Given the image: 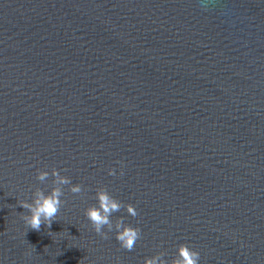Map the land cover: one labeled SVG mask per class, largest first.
Listing matches in <instances>:
<instances>
[{
    "label": "water",
    "instance_id": "1",
    "mask_svg": "<svg viewBox=\"0 0 264 264\" xmlns=\"http://www.w3.org/2000/svg\"><path fill=\"white\" fill-rule=\"evenodd\" d=\"M53 168L82 191L32 229L19 202ZM100 187L135 206L112 214L141 229L132 250L86 217ZM181 243L264 264V0H0V264L170 262Z\"/></svg>",
    "mask_w": 264,
    "mask_h": 264
},
{
    "label": "clouds",
    "instance_id": "2",
    "mask_svg": "<svg viewBox=\"0 0 264 264\" xmlns=\"http://www.w3.org/2000/svg\"><path fill=\"white\" fill-rule=\"evenodd\" d=\"M50 173L46 170L38 171L37 179L41 182L45 181ZM51 175L54 177V186L49 191L36 188L31 202L23 200L19 204L27 209V214L23 215V220L27 226L32 229L39 230L42 223L49 226L60 210L64 195L63 185H69L72 193H80L82 187L80 184H73L71 178L61 175L59 170L53 168ZM109 175H115V169H109ZM95 199L97 204L89 206L85 210V215L91 222L94 231L104 238L108 237V233L114 232L115 239L120 246L127 250H132L136 241L140 238L141 229L127 223L124 216L117 217L115 221L112 214L119 212L122 208L127 214L135 217L137 211L134 205L124 204L121 200L114 197L105 187L96 190ZM105 227L107 231H105ZM200 253L187 243H181L177 247L175 257L169 262L164 259V253H157L151 257H145L143 264H199Z\"/></svg>",
    "mask_w": 264,
    "mask_h": 264
}]
</instances>
